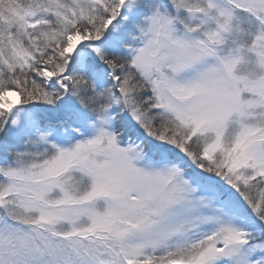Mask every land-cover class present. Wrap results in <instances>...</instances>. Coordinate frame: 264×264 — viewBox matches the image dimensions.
<instances>
[{
  "label": "snow or ice",
  "instance_id": "snow-or-ice-1",
  "mask_svg": "<svg viewBox=\"0 0 264 264\" xmlns=\"http://www.w3.org/2000/svg\"><path fill=\"white\" fill-rule=\"evenodd\" d=\"M0 264H264V0H0Z\"/></svg>",
  "mask_w": 264,
  "mask_h": 264
}]
</instances>
